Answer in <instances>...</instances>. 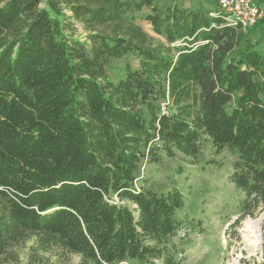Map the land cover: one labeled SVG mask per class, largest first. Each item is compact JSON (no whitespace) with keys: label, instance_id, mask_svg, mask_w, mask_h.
<instances>
[{"label":"trees","instance_id":"trees-1","mask_svg":"<svg viewBox=\"0 0 264 264\" xmlns=\"http://www.w3.org/2000/svg\"><path fill=\"white\" fill-rule=\"evenodd\" d=\"M218 10L0 0V260L34 238L78 264H184V192L136 182L207 142L238 156L240 219L264 213V16L243 30Z\"/></svg>","mask_w":264,"mask_h":264},{"label":"rangeland","instance_id":"rangeland-1","mask_svg":"<svg viewBox=\"0 0 264 264\" xmlns=\"http://www.w3.org/2000/svg\"><path fill=\"white\" fill-rule=\"evenodd\" d=\"M178 1L185 7L214 8L218 0H160ZM262 9L264 16V7ZM147 12V11H145ZM261 17V18H262ZM260 18V19H261ZM137 23L150 35L159 39L141 17ZM79 34L86 33L77 25ZM103 29V28H101ZM264 29H257L253 38L258 40ZM264 48V43L261 46ZM129 63L138 68L135 57L115 61L109 71L112 78ZM238 156L227 148L220 153L212 142L203 145L196 159L177 153L175 158L164 157L161 163L142 166L138 187L154 190L179 188L186 197L181 213L183 228L175 239L179 248L185 249L184 264H264L262 226L264 213L255 218L240 219L241 192L231 181L233 164ZM216 161V164H209ZM5 255L0 264H78L80 257L60 250L44 253L35 239L23 243ZM128 264V263H122Z\"/></svg>","mask_w":264,"mask_h":264},{"label":"built area","instance_id":"built-area-1","mask_svg":"<svg viewBox=\"0 0 264 264\" xmlns=\"http://www.w3.org/2000/svg\"><path fill=\"white\" fill-rule=\"evenodd\" d=\"M219 10L212 16L221 18L226 25L243 30L256 24L263 12L256 0H218Z\"/></svg>","mask_w":264,"mask_h":264}]
</instances>
